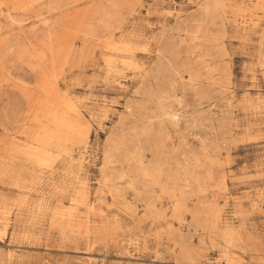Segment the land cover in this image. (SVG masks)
Returning <instances> with one entry per match:
<instances>
[{"label":"rangeland","instance_id":"obj_1","mask_svg":"<svg viewBox=\"0 0 264 264\" xmlns=\"http://www.w3.org/2000/svg\"><path fill=\"white\" fill-rule=\"evenodd\" d=\"M0 264H264V0H0Z\"/></svg>","mask_w":264,"mask_h":264},{"label":"bare ground","instance_id":"obj_2","mask_svg":"<svg viewBox=\"0 0 264 264\" xmlns=\"http://www.w3.org/2000/svg\"><path fill=\"white\" fill-rule=\"evenodd\" d=\"M198 123H199V121H198ZM38 135V134H37ZM170 139V138H169ZM40 140V139H39ZM47 144V143H46ZM225 234V233H224ZM234 234V233H233ZM232 234V235H233ZM232 235H230V237L232 236ZM227 236H229V234L227 235ZM233 236H235V235H233ZM234 238V237H233ZM229 239V238H228ZM231 239H232V237H231Z\"/></svg>","mask_w":264,"mask_h":264}]
</instances>
